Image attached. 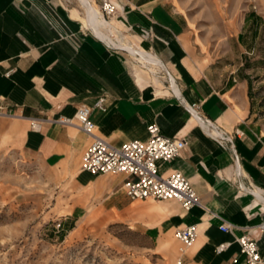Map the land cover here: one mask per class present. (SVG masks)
<instances>
[{
	"label": "crops",
	"instance_id": "0c3cea01",
	"mask_svg": "<svg viewBox=\"0 0 264 264\" xmlns=\"http://www.w3.org/2000/svg\"><path fill=\"white\" fill-rule=\"evenodd\" d=\"M111 1L115 13L104 16L100 0H0V145L12 143L23 157L66 175L73 192L65 222H123L170 243L177 257L174 230L195 224L198 236L181 264H246L233 236L219 229L225 220L236 236L255 239L264 258V102L254 73L264 58L254 55L263 13L247 10L226 40L228 54L214 55L171 0ZM99 97L105 110L94 107L90 118L115 147L145 140L151 123L186 139L179 156L157 168L162 176H186L203 207L134 202L123 188L126 175L80 170L91 139L74 115ZM192 103L214 128L191 115ZM218 131L231 142L220 143Z\"/></svg>",
	"mask_w": 264,
	"mask_h": 264
},
{
	"label": "rangeland",
	"instance_id": "374dc122",
	"mask_svg": "<svg viewBox=\"0 0 264 264\" xmlns=\"http://www.w3.org/2000/svg\"><path fill=\"white\" fill-rule=\"evenodd\" d=\"M171 1L214 55L228 54L226 40L240 28L247 10L264 15V0ZM260 43L254 55L264 57V35ZM254 66L264 102V58ZM72 192L66 175L23 157L12 143L1 144L0 264H177L175 247L158 243L140 228L109 220H62Z\"/></svg>",
	"mask_w": 264,
	"mask_h": 264
},
{
	"label": "built area",
	"instance_id": "2783aa9c",
	"mask_svg": "<svg viewBox=\"0 0 264 264\" xmlns=\"http://www.w3.org/2000/svg\"><path fill=\"white\" fill-rule=\"evenodd\" d=\"M115 5L111 0H100V11L104 16H111L115 13ZM105 97H99L93 106L79 105L74 118L84 134L90 139L82 153L80 170L93 175L97 174H124L127 178L123 182L126 196L130 200H168L178 201L183 210L189 211L193 207H203L199 196L191 183L180 171H173L167 176L158 172V161H172L179 156L181 150L186 146L184 138L177 139L165 136L161 133L156 123L147 126L148 137L145 140L132 139L115 147L95 131V124L90 118L92 109L105 110ZM197 104L192 103L188 110L193 117L214 128L208 120L203 119L197 111ZM61 123L71 124L72 119L62 118ZM239 131L235 130V134ZM220 143L231 142L232 138L224 133L217 132ZM212 216H218L212 213ZM264 230V223L259 225ZM219 229L230 233L233 241L239 246L240 252L246 257V264H264L257 241L248 234L236 236L233 232L234 226L223 220ZM198 236L197 225H187L174 230V237L180 242L177 264L182 263L181 255L193 244ZM229 243L217 246V251L225 249Z\"/></svg>",
	"mask_w": 264,
	"mask_h": 264
},
{
	"label": "bare ground",
	"instance_id": "6f19581e",
	"mask_svg": "<svg viewBox=\"0 0 264 264\" xmlns=\"http://www.w3.org/2000/svg\"><path fill=\"white\" fill-rule=\"evenodd\" d=\"M86 4V8H87V10L91 13V17H92V12H93V8H92V6L91 5H87V3H85ZM102 14V13H101ZM94 17V16H93ZM93 19V18H92ZM105 22V21H104ZM106 24H108L107 22H106ZM106 24H105V26H106ZM150 57V56H149ZM152 59H153V57H152Z\"/></svg>",
	"mask_w": 264,
	"mask_h": 264
}]
</instances>
